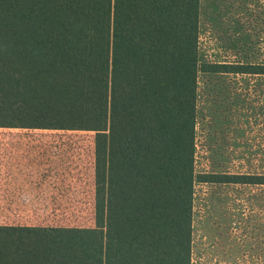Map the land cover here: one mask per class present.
<instances>
[{
	"label": "trees",
	"instance_id": "16d2710c",
	"mask_svg": "<svg viewBox=\"0 0 264 264\" xmlns=\"http://www.w3.org/2000/svg\"><path fill=\"white\" fill-rule=\"evenodd\" d=\"M199 0H0V128L94 133L93 227L0 224V264H191Z\"/></svg>",
	"mask_w": 264,
	"mask_h": 264
},
{
	"label": "rangeland",
	"instance_id": "374dc122",
	"mask_svg": "<svg viewBox=\"0 0 264 264\" xmlns=\"http://www.w3.org/2000/svg\"><path fill=\"white\" fill-rule=\"evenodd\" d=\"M198 60L264 66V0H199ZM94 133L0 128V224L93 227ZM197 173L264 176V75L200 73ZM191 264H264V185H195Z\"/></svg>",
	"mask_w": 264,
	"mask_h": 264
},
{
	"label": "crops",
	"instance_id": "0c3cea01",
	"mask_svg": "<svg viewBox=\"0 0 264 264\" xmlns=\"http://www.w3.org/2000/svg\"><path fill=\"white\" fill-rule=\"evenodd\" d=\"M220 184H227V183H220Z\"/></svg>",
	"mask_w": 264,
	"mask_h": 264
}]
</instances>
